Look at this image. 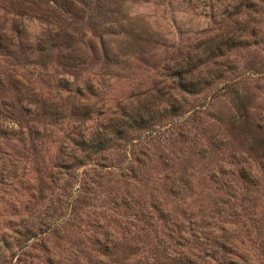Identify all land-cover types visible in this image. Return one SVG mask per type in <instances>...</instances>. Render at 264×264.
<instances>
[{"label":"rangeland","instance_id":"rangeland-1","mask_svg":"<svg viewBox=\"0 0 264 264\" xmlns=\"http://www.w3.org/2000/svg\"><path fill=\"white\" fill-rule=\"evenodd\" d=\"M114 1L121 17L104 22L87 8L72 16L55 4L0 0V34L25 28L31 43L47 16L85 31L84 42L114 30L120 56L77 69L55 53L0 48V264H90L115 235L118 258L103 256L105 264H264V1L243 24L226 16L235 0ZM130 24L159 41L132 42L143 54L122 57ZM225 31L249 43L205 66L210 87L178 92L163 66L217 45ZM145 103L168 108L156 125L130 128L72 165L82 137L112 135Z\"/></svg>","mask_w":264,"mask_h":264},{"label":"trees","instance_id":"trees-1","mask_svg":"<svg viewBox=\"0 0 264 264\" xmlns=\"http://www.w3.org/2000/svg\"><path fill=\"white\" fill-rule=\"evenodd\" d=\"M259 1L264 0H235L233 4H228L227 7L230 8V12H228L226 16L229 15L232 17L237 24H243L249 16L248 10H251ZM78 2L80 3L79 5H81L80 7ZM31 3L33 5L43 6L46 11L53 7L51 4H55L64 13H69L72 16H80L79 14L81 11H85L87 8L89 12L88 18H98V16L102 15L101 17L104 22L118 21L119 17H121L122 8V5H120L121 3L114 0H31ZM227 7H225V10H227ZM43 16H45V14H42L41 17L43 18ZM45 17L47 26L40 36H35L34 41L29 43L25 28H23L16 36H12V38L7 34H0V48L4 50L7 49V52L14 57L24 58H27L30 54L34 55L36 53L40 54L43 58H48L55 53L57 54L59 64L64 68L67 66L69 68L77 67V69H79L82 63L89 58L96 61L102 59L104 62L117 61L120 58L117 51L110 46V41L112 39L110 34L115 33L114 30L109 32L106 31L105 35L97 34V36H94L95 40L91 39L90 41L84 42L83 37L86 34L85 31L74 29V32H72L67 28L62 29L56 24L55 20L47 16ZM144 25L145 24L136 28L130 24L128 30L124 29L126 39L121 44H126L125 48L130 50V47H133L131 43L138 42L139 39H144L146 41L151 40L155 44L158 43L159 38H157V32L150 31L149 33L148 28L143 27ZM53 27H55V30H53ZM254 31L255 27L249 32L251 36L256 34V31ZM143 35H145L144 38ZM12 39H17V43L13 44ZM248 43L249 37L242 34H229L225 31L221 38H219L217 45H208L204 47L202 51H196L191 56H188L186 60L175 61L172 65H164L163 70L166 71L165 75H168L175 83V87L179 90L178 92L186 95L202 92L215 81V77H211L212 74H209V76L204 75V70H206L204 69L205 66L209 64L215 65L218 58L225 57L226 50H232L237 46H244ZM14 46H17L18 49H15ZM130 51L129 54H126L122 50L120 55L126 57L131 54H137V52L141 55L143 54V51L139 48ZM90 52H92V54H90ZM215 70L216 69L209 68V73L215 72ZM175 100H178V98H175ZM176 107L178 106L173 104L169 105L170 110H174ZM167 109L168 108L163 106L152 108L147 105V103L139 105L138 107L132 106L130 109L131 111L127 115V119L121 121V125L111 130L112 135L105 132L103 136L97 134L87 138L82 137L79 142H77L80 154L73 158V162L71 161L72 165L73 163L76 165H85L84 162L87 158L96 155L99 151L109 148L111 144L114 143L112 139L116 137L122 138L130 128L148 125L149 123L151 125H156V122H159V119L165 114ZM242 179L244 182H249L250 184L253 182V178L247 173H243ZM119 240L120 238L116 237V235L112 240L106 239L103 247L107 253L103 251L100 256H96L97 258L94 259L93 262L90 260V264H105L103 256L106 257L107 255H113L114 258H118L119 251L117 248L120 244ZM100 244L101 242L98 241V245ZM18 257L20 256L18 255ZM18 259L19 258H17V260ZM224 264L239 263L234 259H229Z\"/></svg>","mask_w":264,"mask_h":264}]
</instances>
